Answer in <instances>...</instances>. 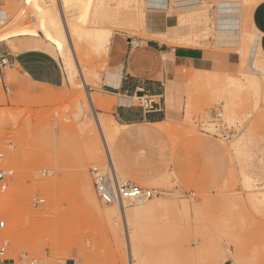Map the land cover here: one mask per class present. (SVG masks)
<instances>
[{
    "label": "rangeland",
    "instance_id": "rangeland-1",
    "mask_svg": "<svg viewBox=\"0 0 264 264\" xmlns=\"http://www.w3.org/2000/svg\"><path fill=\"white\" fill-rule=\"evenodd\" d=\"M143 1H97L99 25L110 28L125 50L131 38L158 36L167 37L166 42L174 47L212 45L216 0H202L197 14H178L177 24L161 34L148 31L149 7ZM241 1L243 27L249 30L251 5L257 0ZM171 2L167 14L175 10V0ZM42 3L60 15L56 0ZM2 9L10 22L5 27L7 38L0 43L18 52L29 41L43 39L26 35L24 25L15 27L11 21L20 18L40 29L31 0H5L0 3ZM79 14L74 6L67 11L69 20ZM256 31H240L243 47L224 48L239 56L236 71L177 70L181 97L177 101L167 93V102L179 116L156 125L169 139L164 164L151 160L144 150L122 149L120 134L125 126H115L114 107L94 110L90 105V94L107 99L96 88L102 74L113 66L112 47L98 51L87 37L74 38L85 85L78 69L75 81L66 79L63 86L52 88L33 85L23 77L17 80L16 70L0 68V168L12 171L0 186V206H4L0 219L6 220L0 234L8 238L7 255L16 264H66L69 259L81 264H128L120 217L125 208L135 263L264 264V102L256 104L255 90L247 81L253 68H264V52L254 47ZM175 33L187 35L177 38ZM19 37L27 40L21 47ZM46 42L55 50L59 47L56 40ZM213 45L217 47L215 41ZM255 75L264 83L261 73ZM231 77L241 80V85L229 82ZM260 95L264 96V87ZM215 108L228 126L223 125V131H231V140L214 138L199 129L204 121L216 131L215 124L209 123ZM96 113L112 126V133H107L109 149L93 126ZM93 137L99 138L101 150L91 158L86 142ZM211 141L227 154L223 176L217 172V158L210 153ZM109 152L118 175L153 188L152 198L143 204L125 201L124 207L106 205L98 198L90 168H106ZM84 172L97 205L84 189ZM9 187L14 189L7 197ZM40 197L45 202L35 205L34 199Z\"/></svg>",
    "mask_w": 264,
    "mask_h": 264
},
{
    "label": "crops",
    "instance_id": "crops-1",
    "mask_svg": "<svg viewBox=\"0 0 264 264\" xmlns=\"http://www.w3.org/2000/svg\"><path fill=\"white\" fill-rule=\"evenodd\" d=\"M4 1L0 0V3ZM171 1L165 0L163 6H149L152 7L147 12V28L150 33L167 32L177 24L178 13L181 12L180 7L194 3L201 5L202 2V0H176V6H173L175 7L174 12L167 14L171 8ZM216 1L218 2V0ZM241 2L243 3V1ZM242 5H236L238 11L234 10L237 12H233V16L217 17L215 24L219 22L223 25L220 29H236L241 33L250 31L252 28L257 30L256 33L261 35L258 46L261 45L264 52V0H257L255 4L251 5L249 30L243 27L244 9ZM216 28L212 45L207 48L174 47L166 42L167 37L158 36L141 39L144 44L135 48H130L129 44L125 50L121 47L119 38L113 37L111 46L113 66L111 70L102 74L99 82L100 87L96 90L106 95L108 101L111 98L115 101L113 116L120 127L125 126L120 134L122 149L129 147L133 150H144L151 160L161 164L166 162L165 156L168 153L169 139L156 125L179 116L178 110L170 108L167 102V93L177 101L181 97L180 86L176 80L177 70L189 68L233 72L239 67V56L234 52L225 51L224 48L240 46L242 36L233 42L221 40ZM176 35L177 33H175ZM186 35L179 34L176 37L181 36L180 38H182ZM19 40L20 47L27 42L24 37H19ZM214 41L217 47H214ZM53 50H55L54 46L41 40L29 41L28 46H22L18 52L13 51L7 43H0V56L8 55L10 57L12 63L8 68L19 73L20 76L16 78L17 80L23 77L33 85L58 88L64 85L66 75L61 59L56 56ZM8 77H10L9 74ZM168 80L174 81L175 84H169ZM141 98L154 99L156 101L154 109L144 108ZM107 99L101 100H106L107 103ZM136 99L138 104L135 103ZM208 143L211 149L210 153L217 158V172L223 176L228 168L227 154L223 152L217 142Z\"/></svg>",
    "mask_w": 264,
    "mask_h": 264
},
{
    "label": "bare ground",
    "instance_id": "bare-ground-1",
    "mask_svg": "<svg viewBox=\"0 0 264 264\" xmlns=\"http://www.w3.org/2000/svg\"><path fill=\"white\" fill-rule=\"evenodd\" d=\"M50 1L53 2L54 0H46V2H50ZM56 1L58 2L60 15L54 14L52 12V9L49 8L50 4H47L46 6H44V4L42 3V0H31V5L36 10L37 17H38V22L40 26V29L38 30H35L31 26H29L27 24V21H22L23 19L21 21H20V18H19V21H15L16 19L11 20V21L15 23V27H20V26H16V24L17 25L20 24L22 26L24 25L23 30L25 31L26 35H29V36L31 35L34 37L37 35V37L40 36L46 41L56 40L58 42L59 47L53 51L56 53V55L61 59L63 63V67L66 72V79L70 81H75L77 77L76 69H78V71L82 73L81 82L82 84L85 85L86 79L83 74V69L81 67V64L78 60V50L75 47L74 38H76V36L77 37L79 36L81 38L82 36H85L90 40L91 45L96 50L101 51L102 49H107V48L110 49V47L112 46L113 31L108 27L100 26L97 21V15H98L97 1L98 0H56ZM164 1L165 0H144L143 4L145 7H149L152 5L153 6H163L165 4ZM238 4L240 6V3L238 0H218L217 5H216L218 6L216 9L217 17L219 18V16H222V15L233 16L232 14L234 10L237 9L238 11V8H236V5ZM71 6H74L75 9H78L80 14L76 16L74 19L72 18L69 20V18L67 17V11H69V8ZM200 7L201 5L199 3H194L191 5L188 4V6H184L182 8L180 7L181 12H179L178 14L180 17H184L186 15H190L193 13L197 14L200 11ZM6 13H7L6 10L4 9L0 10V19L2 18V20H0V41L7 38L6 32L8 31V29H5V27L8 26L10 21H7L8 17L7 15H5ZM3 15L4 17H2ZM91 16H93L92 19H91ZM18 17H20V15ZM32 20H35V18H33ZM179 23H180V20H179ZM222 26L223 25L220 24L219 22L215 24V27H217L216 31L218 32L221 40L225 39V41L233 42V41H236V39L241 37L240 30L220 29L222 28ZM260 36H261L260 33L255 34L254 47L258 46V44L260 43V39H261ZM43 39H40V40L43 41ZM161 41H164V40H161ZM242 43H243V38H242ZM241 47H243V44ZM254 47L252 49L253 52H254ZM258 49L260 51H263L261 45L258 46ZM200 71L205 72V73L209 72L207 70H200ZM251 71H252V75L247 76V81L250 84V86L255 90V94L257 98L256 104H258L259 101L263 100L264 102V96L262 97L260 95L261 89L264 87V83L257 77V75H255V73H261L264 77V68L255 67ZM197 80L198 78H195L196 83H198ZM229 82H231L232 84L237 83L241 85L242 81L239 79H236L235 77H231ZM76 83L80 85V83L78 82ZM88 99L90 100V105L92 106L94 110H95V107L98 109H105V108L111 109L115 105L114 103L115 101L113 98H111L110 101H108L107 99V103H106V100L102 101L98 96L93 97L90 94ZM94 118H95V123L93 126L94 128L95 126H97L98 131L100 133V137L102 138L105 146H107L108 145L107 144L108 143L107 133L108 134L112 133L113 131L112 126L107 122L103 123V121L99 117V113L98 114L96 113ZM114 124L116 127H120L119 123L115 120H114ZM107 149H109L108 146H107ZM100 150H101V147L99 144L98 137H93L92 139L86 142V151L91 158H93L97 154V152ZM81 178L84 184V189L87 192L89 199L94 203L95 197L93 194L94 192L92 189L93 187H92V184L87 180V175L85 174V172L81 174ZM13 189L14 188L9 187V189L7 190V197H10V195L13 193ZM129 201H133V200H129ZM145 201L146 200H138L137 202H139L140 204H143V202ZM3 208L4 206H0V210H2ZM120 213H121L120 217H122V224H123L122 227L124 228L123 230H124V234L126 237L125 246H126L127 253L129 256L128 264H140V263H135V258H133L131 241L129 237V227L127 223V216H126L125 208H122ZM118 222L115 221L117 225H120V223L118 224ZM136 258H139V256L136 255Z\"/></svg>",
    "mask_w": 264,
    "mask_h": 264
},
{
    "label": "built area",
    "instance_id": "built-area-1",
    "mask_svg": "<svg viewBox=\"0 0 264 264\" xmlns=\"http://www.w3.org/2000/svg\"><path fill=\"white\" fill-rule=\"evenodd\" d=\"M7 12V11H6ZM7 16L8 13H7ZM129 44L131 47L140 46L141 39H129ZM11 59L8 55L0 56V68L4 70L11 64ZM143 101V107L146 109H154L156 101L149 98H141ZM212 121H209L210 124H215V132H212L207 126V123L200 121L199 129L209 135H213L218 138H224L225 140H231L232 134L231 131H223V125L228 128V126L223 122L222 113L218 109H214L212 112ZM212 122V123H211ZM214 122V123H213ZM108 163L106 168H102L99 165H93L90 168V174L93 180V185L95 192L98 198L106 205L119 204L124 207L125 201L129 200H149L155 194L153 188L143 187L135 182L130 180H123L117 173L115 168L114 161L110 152L108 154ZM3 157V153H0V158ZM12 171L9 169L0 168V186L10 179ZM45 202V198H35L34 204H41ZM6 228V220L0 219V230ZM8 238L0 234V264H16L14 258H11L7 255L8 248ZM37 262V261H35ZM66 264H81L76 259H69V262ZM233 264V263H229Z\"/></svg>",
    "mask_w": 264,
    "mask_h": 264
}]
</instances>
